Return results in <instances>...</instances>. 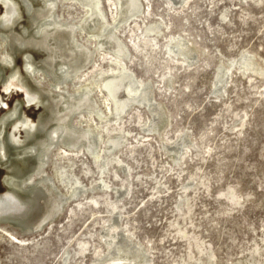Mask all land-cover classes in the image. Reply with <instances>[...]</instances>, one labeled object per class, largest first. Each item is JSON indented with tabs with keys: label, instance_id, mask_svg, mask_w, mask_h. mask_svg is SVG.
Masks as SVG:
<instances>
[{
	"label": "rangeland",
	"instance_id": "rangeland-1",
	"mask_svg": "<svg viewBox=\"0 0 264 264\" xmlns=\"http://www.w3.org/2000/svg\"><path fill=\"white\" fill-rule=\"evenodd\" d=\"M10 1L0 264H264V0Z\"/></svg>",
	"mask_w": 264,
	"mask_h": 264
},
{
	"label": "bare ground",
	"instance_id": "bare-ground-1",
	"mask_svg": "<svg viewBox=\"0 0 264 264\" xmlns=\"http://www.w3.org/2000/svg\"><path fill=\"white\" fill-rule=\"evenodd\" d=\"M0 1H2L3 3H4V6H5V16H4V22H8V21H11L12 20V18H13V16L15 15V14H13V13H15V7H14V5L12 4V2L10 1V0H0ZM89 1H91L92 2V5H88V4H85L84 6H83V12H84V15H82L81 17H79V19L78 20H76L75 18H71V20L72 21H76L77 23H81L82 21H83V19L87 16V15H89V16H93V14H95L96 16H97V18L100 20H98L99 22H102V20L104 21V26L103 27H105V26H107V24H108V20H106V16H105V13H104V11H103V9L100 7V0H89ZM108 2H111V0H107ZM129 4L128 5H132L133 6V3H134V0H129V2H128ZM72 6H73V4H72ZM109 6H110V13H111V15L113 16V14H115V16H113L112 18H114V19H116V17H117V15L118 14H121V10H122V0H117V2H111V4H109ZM74 7V6H73ZM113 7V8H112ZM119 7V8H118ZM130 8V7H129ZM81 18V19H80ZM94 19V18H93ZM113 19V20H114ZM85 20V19H84ZM92 20V19H91ZM94 21V20H93ZM86 22V21H85ZM118 27V26H117ZM116 27V28H117ZM83 34V33H82ZM138 39H140V37H137ZM98 41V40H97ZM99 43H100V41H98ZM134 42V41H133ZM101 46H102V44L100 45V50H101ZM134 46L136 47V45L134 44ZM121 52H122V48H120V46H119V49H118V54L119 55H121ZM106 54V55H105ZM105 54L104 53H101L100 54V57L102 58V60L103 61H105V62H107V63H114V64H116V66L117 67H120L123 63H122V59H121V57L120 56H107L108 54L105 52ZM2 57H3V60L5 61V62H10L11 61V57H10V55L8 54V53H4V54H2ZM106 57H108V58H106ZM26 59V58H25ZM27 59H28V57H27ZM94 65H96V62H95V64ZM100 65V64H99ZM26 69L31 73V74H33L34 76H38V74H39V71H36L32 66H31V64H30V62H27L26 63ZM111 69H108V70H104L103 69V67L101 68H99V71H100V73H106V72H108V71H110ZM112 71V70H111ZM99 73V74H100ZM39 78H40V76H39ZM14 87V86H13ZM16 88V87H15ZM103 88L108 92V94H110V93H113V91H115L116 90V87L113 85V83L112 82H108L107 84L105 83L104 85H103ZM14 89V88H13ZM97 89H98V91H99V94H101L102 95V97H103V100H104V105H106V109L108 110V111H110L111 112V107H110V102L108 101V98H106V96H103V94H105L104 92H103V89H102V86H97ZM27 97V101L28 102H31V101H33L34 100V96H31V95H27L26 96ZM118 106V110H120L121 109V105H117ZM52 133V135L53 134H56L57 133V130H54V131H52L51 132ZM57 135V134H56ZM68 135V134H67ZM69 136V135H68ZM69 143V142H68ZM1 151H2V149H1ZM2 153V152H1ZM63 153L65 154L66 152L65 151H63ZM94 203H97L96 202V200L94 199V200H92ZM13 204H14V199H13V197L12 196H10V195H5V196H0V214H4V213H8L9 211H11L12 209H13ZM21 243V245L22 246H25V243L24 242H20ZM116 264H120V263H116Z\"/></svg>",
	"mask_w": 264,
	"mask_h": 264
},
{
	"label": "clouds",
	"instance_id": "clouds-1",
	"mask_svg": "<svg viewBox=\"0 0 264 264\" xmlns=\"http://www.w3.org/2000/svg\"><path fill=\"white\" fill-rule=\"evenodd\" d=\"M180 135V133H177V136H179Z\"/></svg>",
	"mask_w": 264,
	"mask_h": 264
}]
</instances>
